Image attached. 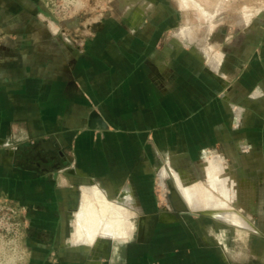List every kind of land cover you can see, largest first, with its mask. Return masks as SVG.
Returning a JSON list of instances; mask_svg holds the SVG:
<instances>
[{
  "label": "crops",
  "instance_id": "1",
  "mask_svg": "<svg viewBox=\"0 0 264 264\" xmlns=\"http://www.w3.org/2000/svg\"><path fill=\"white\" fill-rule=\"evenodd\" d=\"M142 8L94 20L86 8L60 22L39 0H0V199L25 209L28 264H231L220 248L199 244L188 220L134 229L135 215L176 216L144 207L150 182L134 154L151 139L160 147L182 137L184 123L190 136L236 131L224 126L229 112L215 127L214 106H240L232 84L263 74L261 18L177 20L143 15L149 1ZM219 28L227 50L218 54L210 44ZM188 29L200 44L182 43V30L197 43ZM251 81L244 89L260 95ZM221 167L207 160L202 189L171 175L191 214L245 225L226 205L235 181Z\"/></svg>",
  "mask_w": 264,
  "mask_h": 264
},
{
  "label": "rangeland",
  "instance_id": "2",
  "mask_svg": "<svg viewBox=\"0 0 264 264\" xmlns=\"http://www.w3.org/2000/svg\"><path fill=\"white\" fill-rule=\"evenodd\" d=\"M147 1L150 2V8H144L145 13L143 15L146 16H164L166 14V16L175 15L177 20L186 18L200 20L206 15H213V17H218L215 23L220 21V18L235 19L242 15L246 18L247 14L251 16L256 13L253 11H256L257 8L264 9V0H89L86 6L87 17L89 20H94L100 16L120 18L133 14L134 17L136 12H139V16H141L142 4L146 5ZM131 6H133V10L129 9ZM246 11L249 12L245 13ZM254 22H257L256 25L261 30L260 44L263 49L261 60L264 68V14H262L260 21ZM194 28L197 33L203 32L201 25ZM188 30L192 38L197 41V43L192 44H200L201 39L195 36L190 29ZM217 32L210 45L211 49L215 51L214 53L219 54L222 50H227L224 47L227 44L221 42L223 36L220 28ZM182 43L185 46L191 45L184 40ZM207 50L203 49L202 51L205 53ZM180 59L183 66L189 64V58L181 57ZM235 59L236 57H233L232 61ZM214 76L217 78L216 74ZM255 76L257 86H259L258 83L261 85L259 88L260 95H254L252 93L254 89L251 92H248V88L244 89L246 84H252L251 80ZM245 79L249 83L236 84L235 86L232 84L231 86L232 96L235 101L241 103L240 106L236 105L233 108L230 104L223 106L222 103L214 106L215 127L221 128L222 123L219 118L223 113L229 112V115H226L228 117L224 126L227 129L236 130L234 133L222 135V131L218 130L215 131L213 137L190 136L189 127H184L186 124L184 123L182 127L187 130H182V137H168L165 145L162 143L160 147L158 142L151 139L149 144L144 143L139 154H134L135 161H139L135 164H144L143 171L141 166L137 170L143 172L144 175L148 173L150 182L149 192H146L145 187L147 185L143 187L144 195L148 196L143 202L144 207L149 210L152 209V211L163 208L176 211V216H173L170 211L168 214H172V217L166 216L165 218L156 216V213L147 216L135 215L134 229L142 225L146 227L159 225L163 220L166 221L165 223H179L182 220H188L194 228L199 244L220 248L224 257L231 264H264V72L263 74L248 72ZM214 92L215 97L221 96L218 94L216 85ZM239 108L242 109L240 120L238 119ZM215 158L222 166L221 170L225 174L231 175L235 181L230 192L236 200L231 199L230 204L226 202V205H229L230 211L238 213L245 225L230 223L219 214H191L173 182L171 174L175 171L180 173L187 185L200 184L201 189L207 187L203 165L207 160ZM228 167H232L231 170ZM162 169L168 174L163 180L160 177ZM242 175L246 177L249 183L251 182L250 186L247 183V188L242 184ZM133 189H135L134 195L140 197L143 191L142 187L135 185ZM213 193L217 195L215 192ZM168 202L170 207H168ZM201 203L204 204L205 201Z\"/></svg>",
  "mask_w": 264,
  "mask_h": 264
},
{
  "label": "built area",
  "instance_id": "3",
  "mask_svg": "<svg viewBox=\"0 0 264 264\" xmlns=\"http://www.w3.org/2000/svg\"><path fill=\"white\" fill-rule=\"evenodd\" d=\"M57 21L64 22L83 12L89 0H39ZM230 3V2H229ZM249 11H246L247 13ZM251 18H261L264 9L257 8ZM243 19V15L241 16ZM246 20V19H245ZM25 209L0 199V264H28L29 252L24 244Z\"/></svg>",
  "mask_w": 264,
  "mask_h": 264
},
{
  "label": "bare ground",
  "instance_id": "4",
  "mask_svg": "<svg viewBox=\"0 0 264 264\" xmlns=\"http://www.w3.org/2000/svg\"><path fill=\"white\" fill-rule=\"evenodd\" d=\"M195 4H196V6H198V4L196 3V2H194ZM181 33L183 34V40L186 42V43H190V44H192V43H196L195 41H193L192 39H191V37H189L188 35H187V31L186 30H182L181 31Z\"/></svg>",
  "mask_w": 264,
  "mask_h": 264
}]
</instances>
